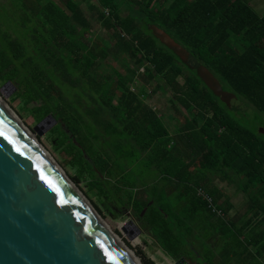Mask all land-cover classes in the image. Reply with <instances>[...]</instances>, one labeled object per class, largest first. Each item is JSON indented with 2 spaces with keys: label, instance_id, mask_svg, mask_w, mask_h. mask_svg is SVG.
<instances>
[{
  "label": "trees",
  "instance_id": "1",
  "mask_svg": "<svg viewBox=\"0 0 264 264\" xmlns=\"http://www.w3.org/2000/svg\"><path fill=\"white\" fill-rule=\"evenodd\" d=\"M11 1L9 11L0 2V81L13 82L26 106L36 104V122L54 116L56 143L90 175L102 204L130 208L173 260H198L205 247L206 264H260L264 139L151 30H164L223 91L264 113V16L249 0H60L65 8L55 0ZM90 17L105 37L93 33ZM149 87L171 90L174 110L187 111L174 132L142 100ZM103 144L105 158L98 156ZM133 167L156 171L144 196L136 187L143 176L125 177ZM214 178L249 195L245 217H228L233 205ZM214 236L222 244L213 254Z\"/></svg>",
  "mask_w": 264,
  "mask_h": 264
},
{
  "label": "water",
  "instance_id": "2",
  "mask_svg": "<svg viewBox=\"0 0 264 264\" xmlns=\"http://www.w3.org/2000/svg\"><path fill=\"white\" fill-rule=\"evenodd\" d=\"M151 30L214 95L230 109L243 111L238 106L245 103L223 91L218 80L169 34L155 26ZM51 122L56 124L53 115L34 129ZM74 188L0 107V264H134ZM188 262L181 258L175 264Z\"/></svg>",
  "mask_w": 264,
  "mask_h": 264
},
{
  "label": "rangeland",
  "instance_id": "3",
  "mask_svg": "<svg viewBox=\"0 0 264 264\" xmlns=\"http://www.w3.org/2000/svg\"><path fill=\"white\" fill-rule=\"evenodd\" d=\"M55 1L65 8L64 3H62L60 0ZM0 2L5 4L6 10H10L12 4L11 0H0ZM82 8L87 15L91 13L87 10L85 4H82ZM90 20L93 25V33L99 35L100 37H105L106 33L101 25L91 17ZM137 84L140 85L142 83L138 82ZM82 86L88 87L89 84L85 82ZM15 88L16 86L13 82L0 81V98L4 101L5 105L20 118L23 125L30 129L31 135L33 133L32 136L38 142V144L50 154L56 163H58L68 178L71 179L72 183H74L75 186L81 191L80 194L87 199V201L96 210L103 221L108 225L109 230L113 232L129 248L133 255H135L139 264H175L176 260L169 258L155 243L154 239L151 238V236L139 226L138 218L130 208L128 210H119L116 209L114 204H102V202L99 200L96 189L91 188L89 185L91 181L90 175L87 174V172L80 174L78 166L73 163V158L67 155L64 151V148L58 146L56 143L55 138L57 139V135L51 133L53 127L55 126L54 122L46 124L45 126L40 127V129L35 130L34 128L38 126L39 122L35 121V117L30 112V110L35 108L36 104H30L26 106L22 99L15 96ZM147 89L146 92L149 94V96L142 99L147 105H153L157 111L163 115V118L170 131L174 132L176 127L182 123L184 119L183 115H188L187 111H185L182 107H180L181 113H178L174 110L172 102L170 101V98L173 96V92L171 90L166 89L164 91L159 90L156 93H150L153 88L149 87ZM130 90L134 93H137V95L140 97L143 96V94L136 89L135 85L130 86ZM74 91L76 90L72 85H70L69 93L74 95ZM225 105L230 111L232 110L227 104ZM238 108L242 109L243 111L232 110L235 118H237L240 123L250 130L261 133V136L264 139V113L258 112L254 107L248 104H245V106L240 104ZM108 144L99 146L98 156L105 158L102 151H108ZM93 157L96 158V156ZM119 164L121 166L124 165L121 161H119ZM130 170L132 172V176L130 174L125 175L128 180H134L133 176H143L142 181L136 183V187L140 191L139 194L144 196L145 192L143 191V188L146 185L148 186L147 188H152L153 182L156 179V171H152L151 169L148 171L147 167H133ZM213 181L221 189H223L226 197L233 205L228 217L233 216L235 213H239V215L241 214V216L245 217L247 212V199L249 195H247L244 191L237 190V187L227 181L223 182L218 178H214ZM172 197L173 196H170L171 199H174V197ZM108 208H112V210H109ZM130 221L132 224H130ZM257 232L258 230L249 234L253 235ZM208 243H210L213 247V254L214 252L219 251V247L222 244L221 240L218 239L217 236L209 238ZM203 248L200 249L201 254L198 260H196L201 264L208 262V259L206 258L207 252ZM188 263L191 264L190 262ZM260 264H264V260H261Z\"/></svg>",
  "mask_w": 264,
  "mask_h": 264
},
{
  "label": "bare ground",
  "instance_id": "4",
  "mask_svg": "<svg viewBox=\"0 0 264 264\" xmlns=\"http://www.w3.org/2000/svg\"><path fill=\"white\" fill-rule=\"evenodd\" d=\"M0 107L3 108L4 110H7L8 113L12 116V118L14 119V121L16 123H18V125L22 128V130L25 132V135L27 136V138L29 139V141L39 149V151L46 157V159H48V161L50 162V164L52 165V167L58 171V173L65 179L66 183H68L70 185V187H74L75 184L72 183V181L68 178V176L66 175V173L62 170V168L58 165V163H56L52 157L50 156V154L48 152H46L39 144L38 142L34 139V137L31 135V131L30 129H28L25 125H23L22 121L16 116L14 115V113L10 110L9 107H7L4 103V101L0 98ZM75 189V188H74ZM76 192L78 193V195L80 197L83 198V200L86 202L85 198L80 194V192L75 189ZM96 212V211H95ZM96 215L98 217V219L100 220V222L104 225V227L106 228L107 232L109 233V235L111 236V238L117 243L118 247L120 249L123 250V253L133 261L134 264H139L138 259L135 257V255H133V253L129 250V248L113 233L109 230L108 225L103 221V219L100 217V215L96 212Z\"/></svg>",
  "mask_w": 264,
  "mask_h": 264
},
{
  "label": "crops",
  "instance_id": "5",
  "mask_svg": "<svg viewBox=\"0 0 264 264\" xmlns=\"http://www.w3.org/2000/svg\"><path fill=\"white\" fill-rule=\"evenodd\" d=\"M249 4L257 13L264 16V0H249ZM144 103H146V102L144 101ZM154 109H156V108L154 107ZM167 127H168V125H167Z\"/></svg>",
  "mask_w": 264,
  "mask_h": 264
},
{
  "label": "built area",
  "instance_id": "6",
  "mask_svg": "<svg viewBox=\"0 0 264 264\" xmlns=\"http://www.w3.org/2000/svg\"><path fill=\"white\" fill-rule=\"evenodd\" d=\"M143 71H144V69H143ZM198 194L204 196V198L207 199L211 203V199H209L208 197H206L203 192H198ZM214 210H215L214 212H216L218 215H221V211H218L216 209H214Z\"/></svg>",
  "mask_w": 264,
  "mask_h": 264
},
{
  "label": "flooded vegetation",
  "instance_id": "7",
  "mask_svg": "<svg viewBox=\"0 0 264 264\" xmlns=\"http://www.w3.org/2000/svg\"><path fill=\"white\" fill-rule=\"evenodd\" d=\"M219 216H221V219L222 218H225L223 215H222V213H221V215H219ZM216 219V218H215ZM191 264H201V263H198V261H196V260H188ZM202 264H206V263H202ZM224 264H231L230 262H228V263H224Z\"/></svg>",
  "mask_w": 264,
  "mask_h": 264
}]
</instances>
